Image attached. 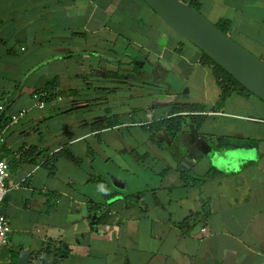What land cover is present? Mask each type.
<instances>
[{
	"label": "crops",
	"instance_id": "crops-1",
	"mask_svg": "<svg viewBox=\"0 0 264 264\" xmlns=\"http://www.w3.org/2000/svg\"><path fill=\"white\" fill-rule=\"evenodd\" d=\"M198 2L264 61V0ZM201 61L144 0H0V264H264V102Z\"/></svg>",
	"mask_w": 264,
	"mask_h": 264
},
{
	"label": "water",
	"instance_id": "water-1",
	"mask_svg": "<svg viewBox=\"0 0 264 264\" xmlns=\"http://www.w3.org/2000/svg\"><path fill=\"white\" fill-rule=\"evenodd\" d=\"M160 20L183 40L197 47L242 87L264 102V62L213 25L185 1L144 0ZM245 154L219 157L216 166L236 170Z\"/></svg>",
	"mask_w": 264,
	"mask_h": 264
},
{
	"label": "trees",
	"instance_id": "trees-1",
	"mask_svg": "<svg viewBox=\"0 0 264 264\" xmlns=\"http://www.w3.org/2000/svg\"><path fill=\"white\" fill-rule=\"evenodd\" d=\"M178 1H183V0H178ZM188 4L200 13V3L198 2V0H193L192 2ZM216 26L221 31H223L226 35H229V26L227 25V22H221L217 24ZM201 63L203 66L208 67L211 70L212 75L215 79L216 85L221 89V96L217 103V107L213 109V112H217L218 110L223 109L228 99L234 94H238L246 98L249 96H253V94L248 89H245L244 87H242L222 67H220L217 63H214L211 59L206 57L203 53H202ZM202 108L203 107H199L196 105H189L188 110L195 111V110H202ZM199 118H200V121L196 125L197 127H200L206 119L204 116H201ZM60 158H61V154H59V160ZM56 159L57 158H55L54 160ZM48 164H50V162H48Z\"/></svg>",
	"mask_w": 264,
	"mask_h": 264
},
{
	"label": "built area",
	"instance_id": "built-area-1",
	"mask_svg": "<svg viewBox=\"0 0 264 264\" xmlns=\"http://www.w3.org/2000/svg\"><path fill=\"white\" fill-rule=\"evenodd\" d=\"M34 101L37 105V107L40 110L45 109L47 102V93L40 92L36 93L33 96ZM58 101H63L62 98H59ZM6 111V106L4 103L0 102V126L3 123L4 114ZM18 117H13L12 121L17 122ZM5 140L0 136V143H3ZM10 175V166L9 164L0 159V255L3 248L8 246V243H10V234H11V228L9 225L8 218L3 214L2 208L3 203L6 198V195L8 193V187H7V180Z\"/></svg>",
	"mask_w": 264,
	"mask_h": 264
},
{
	"label": "rangeland",
	"instance_id": "rangeland-1",
	"mask_svg": "<svg viewBox=\"0 0 264 264\" xmlns=\"http://www.w3.org/2000/svg\"><path fill=\"white\" fill-rule=\"evenodd\" d=\"M234 39V38H233ZM236 41V40H235ZM237 44H239L238 42H236ZM241 43V42H240ZM187 45H189V44H187ZM239 45H241V44H239ZM188 47H191V46H188ZM241 47H243V46H241ZM248 48V49H247ZM244 49H246V50H248L249 52H251L253 55H255L252 51H251V49H250V47H244ZM255 56H257V55H255ZM259 58V57H258ZM260 59V58H259ZM261 60V59H260ZM263 61V60H262ZM264 62V61H263ZM208 85V86H207ZM207 85H205V87H206V90L208 89V87H209V90H210V99L211 100H213V101H215L216 100V95L218 94V88L217 87H215V85L213 86V85H211V84H207ZM200 88H201V85H200ZM213 89H215L214 91H216L215 93L212 91ZM192 99V98H191ZM254 100H257V99H255L254 98ZM258 101V100H257ZM235 110H241V112H244V113H249V114H251V115H256L257 113H259V114H261V111H258L257 113L255 112V111H253V110H255L254 108H248V110H246V109H235ZM263 112V111H262ZM263 115H264V112L262 113Z\"/></svg>",
	"mask_w": 264,
	"mask_h": 264
},
{
	"label": "clouds",
	"instance_id": "clouds-1",
	"mask_svg": "<svg viewBox=\"0 0 264 264\" xmlns=\"http://www.w3.org/2000/svg\"><path fill=\"white\" fill-rule=\"evenodd\" d=\"M101 190L103 191L104 189L102 188Z\"/></svg>",
	"mask_w": 264,
	"mask_h": 264
}]
</instances>
